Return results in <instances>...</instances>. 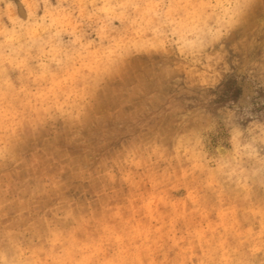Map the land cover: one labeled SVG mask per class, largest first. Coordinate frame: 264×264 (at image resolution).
Segmentation results:
<instances>
[{
    "label": "rangeland",
    "instance_id": "374dc122",
    "mask_svg": "<svg viewBox=\"0 0 264 264\" xmlns=\"http://www.w3.org/2000/svg\"><path fill=\"white\" fill-rule=\"evenodd\" d=\"M0 264H264V0H0Z\"/></svg>",
    "mask_w": 264,
    "mask_h": 264
},
{
    "label": "clouds",
    "instance_id": "9594fccd",
    "mask_svg": "<svg viewBox=\"0 0 264 264\" xmlns=\"http://www.w3.org/2000/svg\"><path fill=\"white\" fill-rule=\"evenodd\" d=\"M115 87H119V84L114 85Z\"/></svg>",
    "mask_w": 264,
    "mask_h": 264
}]
</instances>
